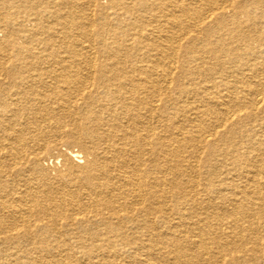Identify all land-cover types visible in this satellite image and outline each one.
I'll use <instances>...</instances> for the list:
<instances>
[{
    "label": "bare ground",
    "instance_id": "bare-ground-1",
    "mask_svg": "<svg viewBox=\"0 0 264 264\" xmlns=\"http://www.w3.org/2000/svg\"><path fill=\"white\" fill-rule=\"evenodd\" d=\"M0 32V264H264V0H0Z\"/></svg>",
    "mask_w": 264,
    "mask_h": 264
},
{
    "label": "rangeland",
    "instance_id": "rangeland-1",
    "mask_svg": "<svg viewBox=\"0 0 264 264\" xmlns=\"http://www.w3.org/2000/svg\"><path fill=\"white\" fill-rule=\"evenodd\" d=\"M2 36V32H0V37ZM79 147L76 146L75 144H68V143H65V142H58L56 145H54L53 147H51L50 150L46 151L45 154L47 157H59L60 154H68V152L70 150H73L75 152H78L79 151ZM51 157V158H52ZM48 159V161H46L47 163H50L52 161V159ZM61 158V156H60Z\"/></svg>",
    "mask_w": 264,
    "mask_h": 264
}]
</instances>
